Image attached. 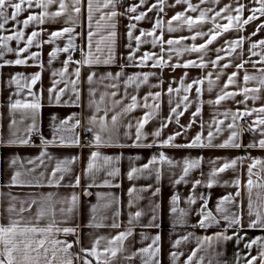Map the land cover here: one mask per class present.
<instances>
[{"label": "crops", "instance_id": "obj_1", "mask_svg": "<svg viewBox=\"0 0 264 264\" xmlns=\"http://www.w3.org/2000/svg\"><path fill=\"white\" fill-rule=\"evenodd\" d=\"M240 3L246 4L249 7L250 0H239ZM69 5L68 11L65 15L58 18L55 22L46 19L43 25H37L35 23L29 25L28 28H23L22 21L27 18L30 14H39L42 9L33 6L31 9L25 5V11H23L18 17L17 21L9 20L8 24L5 25V29L0 30V36H6L13 34V30L21 29L25 32V38L32 33V31H42L40 37L41 40H47L49 34L52 31L62 30L64 27H73L74 32L71 34H65L63 38L58 39L55 44H43L41 48L32 47L30 52L40 53V63L43 64V68L39 67L32 60H28L27 66L8 65L0 68V223H8L7 213L3 210L8 207L9 200L11 197H16L14 201L17 209H19L20 202L26 201L31 202L36 200L37 203L31 206L30 212L23 213L25 218L34 217L37 210L44 207L51 213V210H55L56 220L59 222L64 217L60 214L61 207H67V204H61L60 201L66 198L70 199L73 194L78 197L73 213L68 217L67 223L60 224V227H73L76 229V235H67L63 233L58 234L55 238L61 240H67L69 243H73L74 246L70 249V253H80V248H90L96 238L106 237L112 238L121 231H125L129 227V216L137 211L142 212L140 218L133 222L132 236L125 241L126 251L118 253L117 258L113 261V264H142L140 256H136L131 261L125 260V256H130L133 252H137L143 247H147L151 243V238L157 235L160 236L159 246V261L160 264H172L170 253L172 251H180L184 253L180 256L177 264H185L187 255L197 247L195 239H191L186 243H181L177 248H173V244L176 240L193 233L194 236L202 237L205 235H213L216 232L223 231L226 227V222L221 221L219 225H214L209 229H201L195 227L198 220L201 218L197 213L202 204V201L197 199L195 204L189 205L187 199L189 196H200L203 194L208 198V208L215 214V207L217 201L223 197L239 190L240 196L236 197L237 203L240 204L242 209V224L243 228L228 229V235H233L234 232H238L243 239L237 243L236 239L216 243L212 248H209V252L215 257V253H219L216 259H219L222 264H236L237 253H239V264H246V260L252 256H258L259 246L254 245L252 249L245 248V244L249 243L256 237H264V229H251L248 227V223L251 219H255V215L249 217L248 215V191L244 187L247 183L248 173L247 168L251 163V160L245 159L242 164L238 163L235 170L228 169L217 176V183L211 188L198 185L193 192V182L195 180H202L204 183L208 181V174L213 167L219 168L225 161H230L238 157H249L259 158L264 160V149L260 148H249L248 144L258 141L261 137L259 133H253L248 131V128H244L243 123L247 122L249 125L254 120L252 117H244L236 121L238 129L241 131L239 142L242 144L240 148H219V147H160L159 142L166 139L169 135L176 133L177 131L182 132V135L178 136L174 141L177 145L188 144L197 133L203 132V136L206 138L208 133V125L215 118L218 120H224L225 123L220 125L222 131L217 134L213 140L214 144H220L228 138L230 131L227 129V124L231 123V116L227 119L222 115L224 112H235L237 109L243 111L245 108L244 103H239L244 100L243 95H237L234 98L226 99L221 101L219 105L209 103V101H215L217 95L221 94L223 89L226 92H235L240 87L244 86L243 77L245 72L250 75L260 76V73L252 67L251 63L244 65V68L237 69L236 64L241 63L243 60H260V56H250L249 47L251 42L259 41L264 39V30H261L257 35L251 36V33L255 31L256 26L264 22V17L257 21H253L249 25L245 26L243 31H229L224 33L222 36L209 46V50L204 55V61L208 64L205 68L200 67H165L163 70L160 68L147 67H136L132 66V63L127 59L132 49H135V41L131 42L132 49L128 47L129 40L127 38L128 24L130 23L127 15H118L113 20L107 19V13L112 9L103 7V0H99L97 4L94 0L93 4V19L91 30L95 33L92 37L91 51L93 59L99 60V63H93L91 65H77L75 61H80L83 53L88 52V19H87V0H82L81 13L76 24L67 22L68 16L75 17V13L72 11V0H66ZM139 3V0H116V11L118 13H124L125 9L132 4ZM153 3H157V0H148V3L141 6L138 11H147V7ZM193 5H198L199 8H214L219 11L225 5L231 4L233 7L236 6V0H220L219 4H202L201 0H191ZM174 5V6H173ZM185 4H176L175 0H167L164 6L163 12L153 10L147 13V17L140 21H131L136 23L137 28L134 30L133 35H139L140 30L151 31L157 18L164 22L163 39H180L181 37L189 38L196 31L207 32L212 27V23L209 21L202 26H196L191 31L187 26L180 28L174 32H168V21L171 17L179 12H185ZM58 10L57 3L50 6L48 11L54 12ZM247 11L244 13L246 18L249 15ZM101 15L105 16L104 20H100ZM186 15L196 17L197 13L186 12ZM211 15V13L209 14ZM97 21H100V26L97 27ZM217 22H226L220 21ZM115 24V29L111 28V25ZM180 22L172 21V26L178 27ZM115 31L116 36L114 38L109 37L110 31ZM74 37L73 43L76 48L71 51L73 63L69 65L68 73L74 72L76 67H80L79 82L77 89L79 92V101L76 99V95L71 91V85H68V90L65 91L57 102L55 99L56 93H52L51 97L49 89L53 86L52 72L54 70H60L63 68V61L67 59V53H59L56 58L49 63V54L52 52L54 47L63 48L69 36ZM157 36L161 35L160 30L156 32ZM239 36L251 37L250 40L246 41L242 48H238L235 53H232L231 57H227L220 61L219 65L213 66L210 61L216 57V49L225 45V41L237 39ZM142 39L150 40L151 37H142ZM207 37H198L195 41L189 39L181 40L180 44L174 45L175 48L190 47L193 43L199 45L206 41ZM97 42H99L100 51L97 52ZM8 46L16 49L17 47H24V43L20 42L17 44L16 41H9ZM168 46L165 45V48ZM111 50V51H110ZM260 51V49H257ZM144 52H160L159 46L153 48L150 43L142 44L139 51L136 52V57L139 58ZM29 53H24L23 56L27 57ZM220 55H225L221 52ZM112 57L111 62L105 63L104 61L109 60ZM200 54L198 53H184L177 57L173 54L170 64H184L189 60L200 62ZM15 53L5 52L3 57L0 58V63L4 60L14 61L16 59ZM165 60H168V55L165 53ZM231 63L232 66L226 69L221 66L225 63ZM151 62H149V65ZM123 66V67H122ZM264 67L262 64H257L256 68ZM39 72L41 74L40 80L32 86V92L39 97L40 108L33 113L30 109H20L15 112L10 110L9 104L10 99L14 101L17 98L24 99L27 97V89H25L19 97L15 95L16 85L9 84V80L16 73H22L24 76H31ZM155 73L150 76L149 82L140 86L137 92H133L134 85L129 86L127 91L130 94H136L138 99H142L149 91L156 92L162 91L166 93L169 84L173 88L179 87L180 80L184 79V83H191L196 79H204L203 85H194L193 89L188 93L190 100L192 101L189 109L184 112L180 117L179 124L187 127L191 123V127H188L185 131L179 125L173 122L169 123L166 128L163 129L161 136L157 140V145L153 147H133L135 143L136 128L135 124L137 119L144 115V109L137 108L133 112L121 118L118 122L116 130L111 133V141L108 144L101 143L99 146L94 145V134L99 132V124L89 131V118L96 115L98 118L104 116V112L100 111L97 113L95 107H90V100H99V96L104 92L115 91L109 85L116 83L119 91L116 99H120L125 92L124 80L131 75L137 73ZM233 72H237L236 85H229L224 88V85ZM95 74L92 83H89L88 77L91 74ZM117 73H123L119 80L112 79H101L111 74L113 77ZM220 75V79L217 80V74ZM211 74V79L215 81L213 90L208 91V75ZM67 78V77H66ZM75 80V76L70 77ZM56 79H60L56 77ZM155 85V87H153ZM199 86L202 89V95L200 100L201 104L196 103V92L195 88ZM65 84L60 83L57 88H64ZM249 88L259 87V81H250L247 84ZM90 90H94L96 95L92 97ZM183 95V92H181ZM249 95H252L250 93ZM259 99L255 102L251 99L247 101V107L249 109L253 107L264 106V88H261L258 93ZM175 96V94H174ZM31 101V97H27ZM129 103V100H124V104ZM174 106V105H173ZM103 107V105L101 106ZM200 107L201 112L197 117H193L192 113L195 112L196 108ZM119 109H117L118 111ZM182 110V108L180 109ZM113 112L108 113L107 120L109 126H111V116ZM170 114V108L168 104V96L165 94L162 97L161 106L159 109L158 117L149 121L142 130L146 135V139L142 141L143 144H152L153 137L152 133L160 128L161 122L166 120ZM69 117L74 119L69 120V125L75 124V120L80 121L79 127L74 129V134L78 137V145L73 146H53L49 145L46 148L48 156L44 157V163L41 164L36 158L40 155L44 146L41 144V137L47 140H51L53 137V127L58 126L61 121L67 120ZM195 120L194 123L192 121ZM15 121V124H13ZM203 122V129L201 123ZM129 123L133 126L128 127ZM34 125L32 132L29 134L28 129ZM212 131L215 133V126ZM15 132V137L12 135ZM38 134L39 139L36 143L30 141V136ZM72 133H66L71 135ZM102 141L109 139L108 132L100 133ZM85 137L91 138V143L85 145L83 139ZM10 139H27L28 144H10ZM158 150L159 155L163 152L170 160L173 161L172 165L167 163L153 166V170L145 172L144 174L138 175L134 179L128 178V173L132 168H141L143 165L148 164L149 161L156 157L154 151ZM93 152L100 153V159L97 160L99 171H95L92 174L87 172V166L89 158ZM51 157L49 159L48 157ZM112 157L113 160L105 164L102 157ZM71 171L64 175L62 180H59L60 173H57V182L49 184L48 181L51 178V173L55 168L56 162L59 160H72ZM159 156L157 157V159ZM185 158H203L199 168L190 172L186 178V182L176 184L175 181L179 179L182 174V166ZM16 160L13 164L12 161ZM29 161H35V163H29ZM210 161H217L215 165ZM260 166L253 171H258ZM30 169H35L33 172H29ZM118 169V173L115 176H109L108 172ZM21 172L20 179L23 181H32V184H18L11 185V177L15 172ZM157 171L159 177L157 178ZM43 172L44 176L40 177V173ZM264 176V172L260 173ZM76 177L80 178L79 186L75 185ZM240 178L241 187L237 189L233 186L232 182L236 178ZM253 180L257 178L254 176ZM37 181L39 184L37 185ZM105 181H108V185H105ZM258 183L264 184V180L258 181ZM136 189L130 196L129 190ZM157 189L159 191H157ZM175 195H179V200L176 204L177 211L172 212V198ZM252 201L253 211L259 210L264 214V188L253 187L252 190ZM115 200L108 207H104L110 200ZM132 200V206H129V201ZM29 203H25L24 207L27 208ZM97 206L95 213L96 219L93 221V206ZM158 206V207H157ZM231 211H236L237 205H230ZM185 210L187 216L183 217L184 223H177L181 219V211ZM119 213L115 216L116 222L120 224L119 228L110 227L113 223L115 213ZM155 216V220L153 217ZM50 218V217H49ZM48 223V219L40 221V225L44 226ZM92 223H103V227H90ZM149 224L156 225L155 227H148ZM148 237V239H144ZM79 239L80 243L75 244L74 242ZM105 241H101V247H103ZM201 255L204 253L201 252ZM59 255H63L60 253ZM83 256V253H80ZM89 259H92L89 257ZM59 264V261H57ZM74 264H83V260H74ZM92 264H96L93 260ZM207 264V260H205Z\"/></svg>", "mask_w": 264, "mask_h": 264}, {"label": "snow or ice", "instance_id": "obj_2", "mask_svg": "<svg viewBox=\"0 0 264 264\" xmlns=\"http://www.w3.org/2000/svg\"><path fill=\"white\" fill-rule=\"evenodd\" d=\"M97 4L99 0H96ZM57 3V0H0V30L5 29V25L8 24L9 20L17 21L20 14L25 11V5L27 8L31 9L33 6L36 8L42 9L39 14H30L26 19L22 21L23 28H28L29 25L35 23L37 25H43L46 22V19L55 22L58 18L65 15L68 11L69 5L66 3V0H58V10L54 12H49L48 9L50 6ZM148 3V0H139V3H135L130 5L125 9L124 13H118L116 11V0H103L104 8H111L112 10L107 13V19L113 20L118 15H127L130 23L127 28V38L129 40L128 47L132 49L131 42L135 41L136 47L130 51L127 59L132 63V66L136 67H147L150 66L152 68H160L163 70L165 67H200L205 68L208 64L204 61V55L209 50V46L212 45L218 37L222 36L224 33H228L229 31H243L245 26L249 25L253 21H257L260 18L264 17V0H250L249 7L246 4H242L239 0H236V6L233 7L231 4L225 5L219 11L214 8H199L198 5H193L191 0H175L176 4H185L186 10L185 12H179L176 15L171 17V20L168 21V32H174L187 26L191 31L196 26H202L209 21L212 23V27L208 29L207 32L204 31H196L194 35L189 37L191 40L195 41L198 37H207L204 43L196 45L193 43L190 47L184 48H175L174 45L180 44L181 40L189 39L185 37H181L180 39H168L165 41L163 39V30H164V22L157 18L154 26L151 31H146L144 29L140 30L139 35H133L134 30L137 28L136 23H131V21L140 22L147 17L148 12H152L153 10H158V12L164 11V6L167 3V0H157V3H153L147 7V11H138L141 6H144ZM202 4H219L220 0H201ZM81 4L82 0H72V11L76 14L75 17L68 16L67 22H71L72 24H76V21L79 19L81 13ZM93 4L94 0H87V19H88V52L83 53L82 51V59L80 61H75L77 65H91L94 62L99 63V60L93 59V54L91 51L92 45V37L95 34L92 28V19H93ZM174 6V5H173ZM197 13L196 17H192L186 15V12ZM247 11L250 13L247 17H244V13ZM211 13V15H209ZM105 16L101 15L100 20H104ZM218 19L220 21L226 22H217ZM172 21H178L180 24L178 27L172 26ZM100 26V21H97V27ZM112 29H115V24L111 25ZM160 30L161 35L157 36L156 32ZM261 30H264V22L258 24L256 26L255 31L251 33V36L257 35ZM74 32L73 27H64L62 30L52 31L47 40H41L40 37L42 35V31H32L30 35L25 38V32L21 29L13 30V34L0 36V58L3 57L5 52L15 53L16 59L14 61L4 60L3 63H0V68H3L8 65H17V66H27L28 60H32L39 67L43 68V64L40 63V53L39 52H30L29 50L32 47L41 48L43 44H55V42L63 38L65 34H71ZM109 37L114 38L116 36V32L110 31L108 33ZM142 37H151L150 40L142 39ZM74 37L69 36L66 45L63 48L54 47L52 52L49 54V63H52V60L58 56L59 53H67V59L63 61V68L60 70H54L52 72L53 81L52 87L49 89L50 97L52 93H56L55 99L57 102L60 101L61 95L68 90V85H71V91L76 95L77 101H79V92L77 89V84L79 82L80 76V67H76L74 72L71 74L68 73V68L71 63H73L71 51L76 48V45L73 43ZM251 37L239 36L237 39H233L230 41H225V45L217 48L216 57L214 60H211L210 63L213 66L219 65L220 61L224 60L227 57H231L232 53H235L238 48H242L244 43L250 40ZM16 41L17 44L20 42L24 43V47H17L13 49L8 46L9 41ZM150 43L153 48L159 46L160 52H144L139 58L136 57V52L139 51L142 44ZM165 45L168 47L165 48ZM260 49V51H257ZM100 51L99 42H97V52ZM111 51V50H110ZM250 56H260V60L252 61V60H243L241 63L235 65L237 69L244 68V65L247 63H251L252 67L256 70V72L260 73V76L250 75L245 72L243 77L244 86L240 87L235 92H226L223 89L221 90V94L217 95V99L215 101H209V103H214L219 105L221 101L226 99L234 98L237 95H243L244 100L239 103H244L245 108L243 111L237 109L235 112H224L222 115L227 119L231 116V123L227 124V129L230 131V135L226 140H224L220 144H214L213 140L217 134H219L222 129L220 125L225 123L224 120L213 119L208 125V133L207 137L203 136V132L197 133L195 137L185 145H177L174 143L176 138L182 135V132L177 131L176 133L169 135L166 139L159 142L160 147H188V148H197V147H219V148H240L242 144L239 142L241 131L238 129L236 121L238 119H243L244 117H252L254 116V120L248 127V131L255 133H259L260 139L253 143L247 145L249 148H260L264 149V106L261 107H253L249 109L247 107V101L249 99L254 102L258 100L260 97L258 93L261 88H264V67L256 68V65L262 64L264 65V39H260L259 41L251 42L249 47ZM223 52L225 55H220ZM24 53H29L27 57H24ZM165 53L168 55V60H165ZM184 53H198L200 54V62L189 60L184 64H170L173 54L177 57L183 55ZM112 57H109V60L104 61L105 63L111 62ZM149 62L151 64L149 65ZM232 64L225 63L221 67L226 69L231 67ZM123 67V66H122ZM123 73H117L115 77L111 74H108L107 77H102L101 79H112L119 80ZM222 73H218L216 79H220V75ZM155 75V73L143 72L137 73L131 76H128L124 80L125 92L120 99H116L118 95V85L113 83L108 87L116 89L111 92L101 93L99 96V100L91 99L90 107L94 106L95 111L99 113L100 111L104 112L103 117H97L93 115L89 118V131H92L93 128L99 124V132L94 134V145L99 146L101 143L108 144L111 141V133L116 130L118 122L121 118L133 112L137 108L144 109V115L137 119L135 128H136V136L135 143L132 145L133 147H153L157 145V140L161 136V133L164 128L168 126L169 123L175 121L177 125H179L185 131L188 127H191V123L185 127L179 124L180 117L186 112L192 104L188 93L193 89L194 85H203L204 79H196L191 83L185 84L184 79H181L179 87L173 88L171 84H169L166 93L162 91L151 92L149 91L147 95H145L142 99H138L136 94H130L127 89L129 86L134 85L133 92H137L141 85L147 84L149 82L150 76ZM75 76L76 79L72 80L70 77ZM95 74H91L88 77L89 83H92ZM59 77L60 79H56ZM67 77V78H66ZM237 72H233L224 85V88H227L229 85H236ZM41 78V74L39 72L32 74L29 76H24L22 73H16L9 80V84L16 85V93L15 95L19 97L21 93L27 89V97H31V101L28 100L27 97L24 99L17 98L14 101L10 99V110L13 112L20 109H30L35 113L37 109L40 108L39 97L32 92V86L35 85ZM208 91L211 92L213 90V86L215 81L211 79V74L208 75ZM259 81V87L249 88L247 87L248 82L250 81ZM60 83H64V88H57ZM155 87V85L153 86ZM183 92V95H181ZM196 92V103H203L200 100V96L202 95L201 87L197 86L195 88ZM252 93V95H249ZM168 96V104L170 108V114L161 122L160 128L152 133L153 137L156 139L153 140L152 144H143L142 141L146 139V135L143 133V129L146 124L149 123L152 119L158 117L159 109L161 106V101L163 95ZM175 94V96H174ZM90 95L95 97L96 93L94 90H90ZM124 100H129V103L124 104ZM103 105V107H101ZM174 105V106H173ZM182 108V110H180ZM117 109H119L117 111ZM113 112L114 114L111 116V126H109V122L107 120L108 113ZM201 108L197 107L195 112L192 113L193 117H197L200 115ZM74 119V117H69L67 120L61 121L58 126L54 125L53 127V137L51 140L44 139L41 137V144L44 146L45 150H42L40 155L36 158L40 161L41 164L44 163V157L48 156L46 151L47 146H73L78 145L79 140L78 137L74 134V129L79 127L80 121L75 120V124L69 125V120ZM195 120L192 121L194 123ZM15 124V121H13ZM133 125L129 123L128 127H132ZM213 126H215V133L212 131ZM203 122L201 123V128L203 129ZM34 128V125L30 127L27 131L30 134ZM101 132H108L109 139L107 141H102ZM66 133H72L71 135H66ZM15 137V132L12 134ZM10 144H28L29 140L27 139H10ZM51 159V157H48ZM100 153L93 152L91 157L89 158L87 172L92 174L95 171H99V167L97 164V160L100 159ZM105 164L110 163L113 158L112 157H102ZM203 158H185L182 166V174L179 179L175 181L176 184H180L181 182H186V178L189 176L190 172L200 167ZM245 159L251 160V163L248 165L247 173L248 179L246 185L244 187L248 191V215L249 217L255 215V219H251L248 223V227L251 229H264V214H262L259 210V206L257 210L253 211V201H252V190L253 187L264 188V184L258 183L260 180H264V176H261L260 173L264 172V160L259 158L249 157H238L236 159L225 161L222 166L219 168L213 167L212 170L208 174V181L204 183L202 180H195L193 182V192L195 191L198 185H202L207 188L213 187L215 183H217V176L220 173L225 172L228 169H233L237 167V164H242ZM75 161V158L72 160H59L56 162L55 168L51 173V178L48 183L52 184L54 181L58 183L57 173H60L59 180L64 178V175L71 171L70 165ZM13 164L16 163L14 159L12 161ZM29 163H35V161H29ZM159 164L167 163L172 165L173 161L170 160L163 152L160 153L159 158L153 157L148 164L143 165L141 168H132L128 173V178L134 179L138 175L144 174L145 172H150L153 170V166ZM213 165L217 163V161H210ZM257 166H260L259 170L254 172V169H257ZM35 169H30L29 172H33ZM118 173V169L109 171V176H115ZM44 173H40V177H43ZM256 177L257 180L254 181L253 177ZM21 172L17 171L11 177V185L18 184H32V181H23L20 179ZM159 177V172L157 171V178ZM80 178L76 177L75 185L79 186ZM105 185H108V181L104 182ZM39 182L37 181V185ZM233 186L237 189L241 187L240 178H236L232 182ZM136 189H130L129 194L135 192ZM157 191H159L157 189ZM240 196V191L238 190L235 195L229 193L226 196L221 197L215 207V214L212 210L208 208V198L203 194L200 196H189L187 199V203L189 205L195 204L197 199L202 201V204L198 210V215L201 217L198 220L197 225L195 227H199L201 229H209L214 225H219L221 221L226 222V227L223 231L216 232L213 235H205L202 237L194 236L193 233H188L187 235L181 237L176 240L173 244V248L177 249L181 243H186L191 239H195L197 247L194 248L188 255L185 261V264H205V260H207V264H222L219 259L215 257L219 256V253H215V257L211 252H209V248H212L216 243H222L233 238L236 239V242L239 243L243 237L239 235L238 232H234L233 235H228V229H236L243 228L242 220V209L240 204L237 203L236 197ZM16 197H11L9 200L8 207L3 211L6 212L8 223H0V264H74V260H83V264H92V261L95 260L96 264H113V261L117 258L118 253H122L126 251L124 245L125 241L128 240L130 236H132V226L133 222L138 220L142 215V212L137 211L134 214H130L129 216V227L125 231L119 232L112 238L99 237L94 240L90 248L81 247L80 253L84 255L81 256L80 253L72 254L70 253V249L73 248L74 244L69 243L67 240H61L55 238L58 234L63 233L65 236L67 235H76V229L73 227H60V224L67 223L68 217L73 213L78 197L73 194L70 199L66 198L61 200L60 203L67 204L68 206L60 208V214L64 217L61 221L56 220L55 210L52 209L51 213L41 207L37 210L34 217L25 218L23 213L30 212L31 206L36 204V200H32L30 203L26 201L20 202V207L17 209L14 201ZM179 200V195H175L172 198V212L175 213L177 211L176 204ZM115 202L110 200L108 204H105L104 207H108L111 203ZM25 203H29L27 208L24 207ZM133 201H129V206H132ZM236 204V211L230 210V205ZM158 207V206H157ZM97 211V206H93V221H95L96 216L95 213ZM181 211V219L177 221V223H184L183 217L187 216V212L185 210ZM119 213H115L113 218V223L110 227L119 228L120 224L116 222L115 216H118ZM0 216H3V213H0ZM50 217V218H49ZM48 219V223L44 226L40 225V221ZM155 220V216L153 217ZM90 227H103V223H92L89 225ZM154 224H149L148 227H155ZM144 239H148V237H144ZM101 241H105L103 247H101ZM160 236L157 235L151 238V243L148 244L147 247H143L139 249L137 252H133L130 256H125L124 259L131 261L136 256H140L142 260V264H160L159 261V246ZM75 244H79L80 241L77 239ZM254 245L259 246V254L258 256H252L250 259L246 260V264H264V237H256L252 239L249 243L245 244V248L252 249ZM204 254L201 255L200 253ZM63 253V255H59ZM184 253L180 251H172L170 253L172 264H177L179 258ZM91 257L92 259H89ZM236 264H239V253H237Z\"/></svg>", "mask_w": 264, "mask_h": 264}, {"label": "built area", "instance_id": "obj_3", "mask_svg": "<svg viewBox=\"0 0 264 264\" xmlns=\"http://www.w3.org/2000/svg\"><path fill=\"white\" fill-rule=\"evenodd\" d=\"M242 126H243L244 128H248V127H249V123L245 122V123H243ZM38 139H39V135H38V134H33V135L30 136V141H31L32 143H36V142L38 141ZM83 143H84L85 145H89V144L91 143V138H90V137H85V138L83 139ZM154 155H155L156 157H158V156H159V151H158V150H155V151H154Z\"/></svg>", "mask_w": 264, "mask_h": 264}]
</instances>
